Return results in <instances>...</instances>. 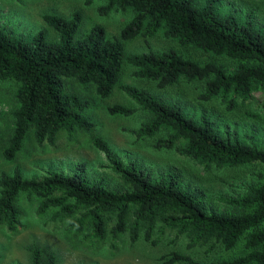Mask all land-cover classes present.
I'll return each instance as SVG.
<instances>
[{
	"label": "trees",
	"instance_id": "16d2710c",
	"mask_svg": "<svg viewBox=\"0 0 264 264\" xmlns=\"http://www.w3.org/2000/svg\"><path fill=\"white\" fill-rule=\"evenodd\" d=\"M223 0H106L99 7L130 8L133 16L118 36L108 37L100 23L77 35L80 10L68 16L42 14L43 21L57 32L47 38L42 30L27 37L0 27V79L17 82V106L13 124L3 150L11 158L28 131L36 142H52L57 131L71 135L74 128L89 130L93 123L82 113L87 105L73 92L65 90L64 78L94 84L95 93L104 97L117 81L122 63V39L136 34L144 37L160 29L164 36L182 45L234 59L231 70L212 61H196L173 48L160 52L135 53L125 60L135 66L134 74L149 78L158 87L183 79H197V99L214 98L224 108L250 100L252 92L264 88V29L248 16L232 10L220 12ZM124 94L148 112L135 130L137 136H150L162 130L155 144L172 147L193 158L205 169L236 166L250 161L264 164V149L239 140L227 128L219 129L208 112L193 114L179 102L146 94L120 84ZM264 108V100L261 101ZM110 113L128 114L131 107L119 103L107 107ZM92 144L103 153L117 174L122 191L106 188L100 179L88 181L81 164L72 174L47 171L39 178L23 177L17 166L0 173V225L16 228L19 209L16 197L25 192L37 197V211L51 208L52 218H71L73 231H84L89 242L126 235L156 243L164 236L174 247L162 254V264H264V182L248 185L242 194L229 199L230 210H208L203 194L182 183L179 173L166 171L158 176L135 160L124 163L115 158L109 144L99 136ZM241 242V251L226 257L195 259L187 251L195 247L232 249ZM43 264H54L51 251H41ZM40 251H32V264H39Z\"/></svg>",
	"mask_w": 264,
	"mask_h": 264
},
{
	"label": "rangeland",
	"instance_id": "374dc122",
	"mask_svg": "<svg viewBox=\"0 0 264 264\" xmlns=\"http://www.w3.org/2000/svg\"><path fill=\"white\" fill-rule=\"evenodd\" d=\"M105 2L106 0H0V27L24 37L42 30L47 38L57 39V32L43 21L42 14L68 16L74 9H78L81 20L77 35L86 32L92 24L100 23L106 36H118L120 28L133 16V11L128 7H112L107 12H100L98 9ZM218 7L220 12L230 9L248 16L256 26L264 29V0H223ZM170 48L196 61L212 60L226 71L231 70L235 62L224 55L182 45L175 39L164 36L160 29L147 37L136 34L122 39V63L117 81L108 95L98 96L91 82H80L75 77L64 78L65 90L86 101L87 105L81 113L93 123L90 129L74 128L71 135L61 129L52 142H36L31 131H28L19 149L9 159L4 157L3 150L12 130L11 112L17 106L14 94L17 82L12 78L0 79V173H10L17 166L23 177L39 178L47 171L72 174L76 170L75 166L81 164V175L86 180L100 179L106 188L122 191L117 174L103 153L92 144V138L99 136L109 144L115 158L122 163L128 159L135 160L152 176L176 171L184 185L203 194L208 210H230L227 202L229 199L242 194L248 185L264 182V164L250 161L236 166L211 165L205 169L202 164L179 154L172 147L157 146L155 141L157 137L164 135L162 130L150 136H137L135 130L147 119L148 112L126 96L119 85H129L151 96L179 102L193 114L208 112L219 129L227 128L239 140L262 149L264 108L261 101L264 100V88L253 91L245 104L226 109L215 98L209 101L197 99V79H179L173 84L158 87L153 80L136 76V67L125 60L131 54L160 52ZM113 103L131 107L132 111L128 114L110 113L107 107ZM38 200L35 196L28 197L25 192L18 193L16 205L20 212L16 228L11 230L0 225V264H32L34 249L40 251L39 264L44 263L43 250L53 253L54 264H162L160 256L169 249L177 247L184 250L182 243L173 247L168 241L170 236H164L156 243L141 238L131 242L126 235H120L114 240L105 237L99 242H89L83 235L84 231H73L70 226L71 218H52L51 208L37 211ZM240 251L241 242L228 250L195 247L187 252L195 259L207 260Z\"/></svg>",
	"mask_w": 264,
	"mask_h": 264
}]
</instances>
